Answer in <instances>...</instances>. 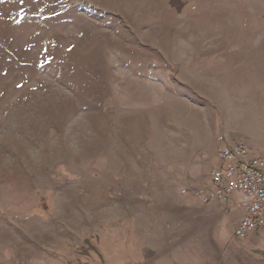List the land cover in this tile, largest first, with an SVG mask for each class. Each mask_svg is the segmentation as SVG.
<instances>
[{"label": "rangeland", "instance_id": "1", "mask_svg": "<svg viewBox=\"0 0 264 264\" xmlns=\"http://www.w3.org/2000/svg\"><path fill=\"white\" fill-rule=\"evenodd\" d=\"M218 107L264 156V0H0V264H264L168 187Z\"/></svg>", "mask_w": 264, "mask_h": 264}, {"label": "built area", "instance_id": "2", "mask_svg": "<svg viewBox=\"0 0 264 264\" xmlns=\"http://www.w3.org/2000/svg\"><path fill=\"white\" fill-rule=\"evenodd\" d=\"M216 158L221 166L210 171V186L199 185L192 195L207 205L211 202L235 205L244 211L234 228V237L246 240L264 229V156H254L244 142H227L218 136ZM186 189L181 194H188Z\"/></svg>", "mask_w": 264, "mask_h": 264}, {"label": "crops", "instance_id": "3", "mask_svg": "<svg viewBox=\"0 0 264 264\" xmlns=\"http://www.w3.org/2000/svg\"><path fill=\"white\" fill-rule=\"evenodd\" d=\"M186 102L188 103L189 101L186 100ZM217 111H218V116H219L220 114L219 107ZM181 118H182V123H181V128L178 130V134H173L172 132H170V128L173 122L171 120H168V129H169L168 130V143L170 144L169 153L173 156L180 155L181 161L184 164L185 163L188 164V162H190V164H192L194 168L192 169L187 168L186 170H184V173H186V175L177 176L180 173V171H177L174 174L173 169H171L168 166L167 179H168L169 189H170V182L174 180L175 178L176 180L182 179L185 185L195 183L196 185L198 184V185L204 186V184H206V181H207L210 186L209 173L211 170L208 172V164H207L208 160H207V163L206 162L202 163L201 161H199L198 163H195L193 157H196L200 153V155L204 154L206 156H211V159L209 158V161L213 160V156L216 158L217 151L220 148V145L218 143V136L220 135H223L228 143L237 142L236 140H238V142H244L250 147L251 151L256 153L255 155L262 156V154H260L262 152L258 149L257 145L248 141L250 139L248 135L239 133L235 127H232V126L229 127L227 122L224 119L221 120L220 116L218 120L211 119L210 116L208 118L197 117L196 121H194L193 124H190L187 121L183 120V118H186L184 115H181ZM173 129L175 130V128ZM179 149H184V150L182 152V151H179ZM215 164H216L215 168H218L221 166L218 160H217V163ZM215 164L212 162V166H214ZM152 178L158 179L157 176H153ZM165 178L166 177H161V179H165ZM173 197L174 196L169 193L168 196L162 197L161 200L168 201V204L169 203L171 204V202H173ZM236 199L237 197H234L230 203L225 204V205L218 203V202H211L205 205L197 197L196 199L191 197V198H188L187 204H191L192 206H195L196 211L202 208L200 207V205L207 206V208L210 209V212H206L207 214L205 215V213H203L204 211H201L200 212L202 213L201 216H207V218H212L213 220H215L217 217V221H219L220 218L218 217V215H215L213 211L218 208H222L224 211H226L227 218L231 220V224L236 226L238 221L245 215L244 211L235 205ZM234 228L232 230L233 237H234ZM263 230H258L254 232L253 234L255 236L260 237V232H263ZM252 235H250V237ZM263 238L264 236L261 235L260 239H263ZM234 239L239 240V241H244V240H240L235 237Z\"/></svg>", "mask_w": 264, "mask_h": 264}]
</instances>
